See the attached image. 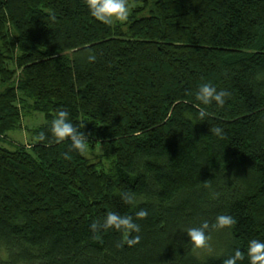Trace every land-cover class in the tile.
Returning <instances> with one entry per match:
<instances>
[{"label":"trees","instance_id":"16d2710c","mask_svg":"<svg viewBox=\"0 0 264 264\" xmlns=\"http://www.w3.org/2000/svg\"><path fill=\"white\" fill-rule=\"evenodd\" d=\"M129 5L126 22L105 25L86 0H0V254L10 264H222L239 248L249 264V241H264V0ZM203 83L231 94L223 107L196 99ZM28 110L45 118L34 140L9 141ZM59 110L89 136L86 154L56 142ZM140 208L149 214L135 220ZM109 211L133 216L139 244L91 230ZM221 214L237 221L211 232L225 250L198 255L186 230Z\"/></svg>","mask_w":264,"mask_h":264},{"label":"clouds","instance_id":"9594fccd","mask_svg":"<svg viewBox=\"0 0 264 264\" xmlns=\"http://www.w3.org/2000/svg\"><path fill=\"white\" fill-rule=\"evenodd\" d=\"M86 4L90 10L91 15L98 21L105 25H112L118 21L126 22L131 14V6L129 0H86ZM95 55L89 54L88 61L95 62ZM227 90H217L211 83H203L199 86L196 92V99L203 105H210L215 102L219 107H223L226 98L230 97ZM207 115L204 109H201L199 116L201 119ZM211 131L223 138V129L216 126ZM51 133L55 137L57 143L65 140H70L71 148L84 155L89 150V136L78 130V128L70 121L69 113L66 110H59L55 114L51 122ZM45 133L41 132L36 137L37 142L46 141ZM64 159H72L69 153H63ZM204 187H211L210 181L203 182ZM217 196L219 194H216ZM121 199L126 204H133V196L125 193ZM146 209L140 208L135 212V220H143L148 216ZM132 215H120L117 212L109 211L104 222H93L91 230L98 232L101 228L108 230L114 228L117 231H123L124 239L117 247H122L127 244L128 247H133L140 243L141 237L138 235L141 228L136 223ZM237 223L236 219L227 214L217 215L215 221L210 223L208 220L202 221L198 227H190L186 230L190 237L191 243L197 249L210 248L211 232L214 230H221L224 228H231ZM137 233V235H132ZM97 240L102 239L100 236L95 237ZM246 256L249 264H264V241L259 239H252L249 241L246 249ZM245 260V251L237 248L233 254L222 261V264H240Z\"/></svg>","mask_w":264,"mask_h":264},{"label":"rangeland","instance_id":"374dc122","mask_svg":"<svg viewBox=\"0 0 264 264\" xmlns=\"http://www.w3.org/2000/svg\"><path fill=\"white\" fill-rule=\"evenodd\" d=\"M27 113L29 114L25 116L23 120L24 128L10 131L8 133L9 141L28 143L34 140L32 130L45 122L44 114L41 112L33 113L29 110ZM101 152L102 149L98 148L95 153L99 155ZM226 243L227 241L223 240L220 235H214L210 241V248L198 249L197 254L202 256L212 255L211 253H215L220 250L223 252L225 250ZM8 261L9 259L6 254H0V264H10Z\"/></svg>","mask_w":264,"mask_h":264}]
</instances>
